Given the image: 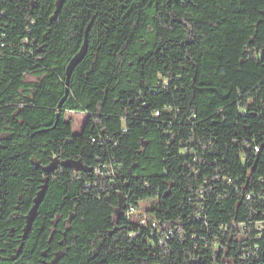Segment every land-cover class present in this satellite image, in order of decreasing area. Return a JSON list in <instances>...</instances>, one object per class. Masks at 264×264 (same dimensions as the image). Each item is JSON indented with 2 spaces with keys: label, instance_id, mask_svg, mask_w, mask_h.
I'll list each match as a JSON object with an SVG mask.
<instances>
[{
  "label": "trees",
  "instance_id": "16d2710c",
  "mask_svg": "<svg viewBox=\"0 0 264 264\" xmlns=\"http://www.w3.org/2000/svg\"><path fill=\"white\" fill-rule=\"evenodd\" d=\"M1 44L0 264H264V0H0Z\"/></svg>",
  "mask_w": 264,
  "mask_h": 264
},
{
  "label": "built area",
  "instance_id": "2783aa9c",
  "mask_svg": "<svg viewBox=\"0 0 264 264\" xmlns=\"http://www.w3.org/2000/svg\"><path fill=\"white\" fill-rule=\"evenodd\" d=\"M26 42H28V39H26ZM4 46V44H1L0 45V48ZM157 114H159V112H157ZM259 148H256V151H258ZM116 169L114 167V164L109 162V163H103L101 164L100 166L96 167L94 169V174L98 177H101V178H108V180H110L112 183H115L116 182V178L115 177V174H116ZM128 208V207H127ZM128 215L129 217H134V216H137V215H140V216H137L138 218L136 219L138 221V224L143 226V227H146V228H155L157 229L159 224L156 220H150V218L148 217V215L145 213V212H142L141 210L135 208V207H130L128 209ZM259 227L262 229L263 228V224H260ZM258 227V228H259ZM171 233V231L169 232V234ZM167 238H169V235H167ZM251 254L249 253L248 256H250Z\"/></svg>",
  "mask_w": 264,
  "mask_h": 264
},
{
  "label": "rangeland",
  "instance_id": "374dc122",
  "mask_svg": "<svg viewBox=\"0 0 264 264\" xmlns=\"http://www.w3.org/2000/svg\"><path fill=\"white\" fill-rule=\"evenodd\" d=\"M72 118L74 120V134H80L82 132L83 126L87 120V115L79 112H68L67 119ZM151 200H145L141 202V210H147L151 205Z\"/></svg>",
  "mask_w": 264,
  "mask_h": 264
},
{
  "label": "water",
  "instance_id": "95a60500",
  "mask_svg": "<svg viewBox=\"0 0 264 264\" xmlns=\"http://www.w3.org/2000/svg\"><path fill=\"white\" fill-rule=\"evenodd\" d=\"M85 52H86V47H84L81 52L72 60L70 66L68 67V71H67V74L68 76H70L72 70H73V67L81 60V58L85 55ZM67 86H68V82H67ZM68 93H69V88H67V93H66V96H68Z\"/></svg>",
  "mask_w": 264,
  "mask_h": 264
}]
</instances>
